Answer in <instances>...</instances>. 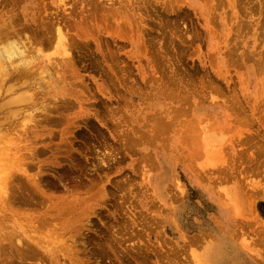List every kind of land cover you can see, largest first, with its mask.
<instances>
[{
  "label": "rangeland",
  "instance_id": "rangeland-1",
  "mask_svg": "<svg viewBox=\"0 0 264 264\" xmlns=\"http://www.w3.org/2000/svg\"><path fill=\"white\" fill-rule=\"evenodd\" d=\"M0 28L51 74L0 203V235L49 246L25 264H264V0H0ZM192 120L222 166L190 155Z\"/></svg>",
  "mask_w": 264,
  "mask_h": 264
},
{
  "label": "bare ground",
  "instance_id": "bare-ground-1",
  "mask_svg": "<svg viewBox=\"0 0 264 264\" xmlns=\"http://www.w3.org/2000/svg\"><path fill=\"white\" fill-rule=\"evenodd\" d=\"M43 37L50 39V49L54 50V56L56 58L51 59L52 64L57 66V62L65 61L69 52V45L66 42V38L63 36L60 29H57L55 33L45 32L42 30ZM27 39V33L25 34ZM22 35L19 31L4 32V29L0 28V203L9 201V198L16 195L19 189L15 188V176L13 170L16 166L17 146L15 142L22 135L21 130L25 128L27 117L24 116L26 111L24 110V103L30 100L29 92L32 86H36L40 82V78L43 75L51 74L48 67L41 68L37 63L41 59L42 53L40 48L36 49L29 39H27L29 46L23 42ZM36 40V39H35ZM36 46L40 43H34ZM43 71V72H42ZM45 71V72H44ZM59 75V74H58ZM61 76V75H60ZM59 79L57 73H55V79ZM62 77V76H61ZM60 77V79H61ZM43 80V79H42ZM62 81V80H61ZM194 120V119H193ZM192 120L190 123H195ZM205 122L196 124L199 134L195 139L193 135L187 134L189 137L188 145H192L195 140H198L199 147H189L192 153L195 155L197 150L203 155V158H207L208 165L216 167L219 164H223V148L218 144V136H216L209 127L204 126ZM194 126V125H193ZM21 135V136H20ZM20 136V137H19ZM186 136V135H185ZM182 137V136H180ZM183 138V137H182ZM181 138V139H182ZM188 140V137H184ZM193 138L195 139L193 141ZM200 138V139H199ZM191 140V141H190ZM185 141V140H184ZM186 142V141H185ZM191 142V144H190ZM17 144V146H16ZM200 148V149H198ZM203 166V165H202ZM201 166V167H202ZM222 166V165H221ZM25 172V171H24ZM231 199L233 193H226ZM238 207L234 206L233 211L238 215ZM228 211H225L223 214ZM39 246L40 243H38ZM37 245V246H38ZM38 246V247H39ZM61 246H63L61 244ZM60 246V249L63 248ZM32 241L24 240L21 235L11 230L8 233L0 235V264H25L31 257L40 254L41 252L50 254L48 249L35 248ZM215 250H209L206 252L209 261L212 264L217 263L213 261L215 257ZM240 257L233 251L227 261V264L234 263L239 260Z\"/></svg>",
  "mask_w": 264,
  "mask_h": 264
}]
</instances>
